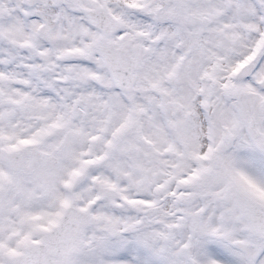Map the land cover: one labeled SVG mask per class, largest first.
Returning <instances> with one entry per match:
<instances>
[{
	"label": "snow or ice",
	"instance_id": "1",
	"mask_svg": "<svg viewBox=\"0 0 264 264\" xmlns=\"http://www.w3.org/2000/svg\"><path fill=\"white\" fill-rule=\"evenodd\" d=\"M0 264H264V0H0Z\"/></svg>",
	"mask_w": 264,
	"mask_h": 264
}]
</instances>
